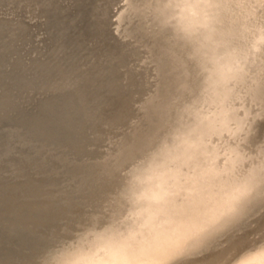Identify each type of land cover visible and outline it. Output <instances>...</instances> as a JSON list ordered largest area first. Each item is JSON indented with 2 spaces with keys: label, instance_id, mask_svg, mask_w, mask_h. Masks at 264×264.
<instances>
[{
  "label": "bare ground",
  "instance_id": "obj_1",
  "mask_svg": "<svg viewBox=\"0 0 264 264\" xmlns=\"http://www.w3.org/2000/svg\"><path fill=\"white\" fill-rule=\"evenodd\" d=\"M37 1L62 49L101 41L85 60L40 58L27 73L18 58L0 77V125H10L0 133V173L46 169L50 156L58 163L48 175L66 170L49 185L90 208L46 240L35 264H264V0H127L117 22L158 28L161 40L143 36L157 50L153 70H173V83L147 96L149 56L136 58L143 40L111 29L113 0H86L70 15L53 10L61 0ZM8 26L0 22V40ZM15 40L23 38L0 47V73ZM41 92L51 94L35 112L13 116ZM16 145L24 158L6 159ZM34 183L0 178V246L30 244L59 213L36 200Z\"/></svg>",
  "mask_w": 264,
  "mask_h": 264
},
{
  "label": "rangeland",
  "instance_id": "obj_2",
  "mask_svg": "<svg viewBox=\"0 0 264 264\" xmlns=\"http://www.w3.org/2000/svg\"><path fill=\"white\" fill-rule=\"evenodd\" d=\"M86 3V0H61L57 6L53 7V10L57 13H61L63 15L75 14L77 12L78 5H83ZM128 1L127 0H113L112 5L110 7L111 16L110 19L113 21L111 29L121 37L124 41H136L143 40L141 44L140 51L136 54V58L145 59L146 56H149L148 60L150 63V68L147 69L148 74H155V79H150V83L146 86L145 91L142 94L146 96L156 92L155 90L158 87H164L167 83L172 82L171 65L169 64V70L163 71L161 68H154V64L157 63V50L154 47L153 40H161L162 37L159 34L158 28H150L151 24L144 22L140 26H136L134 24V29L128 27L127 23H119L118 15L122 10L126 9ZM263 7H260L257 11H259V15H264V3H261ZM42 5L37 0H7L2 5H0V22H7L9 24L8 27L3 28V39L0 40V47L4 43H9L11 39L15 36H19L23 38V41L13 43V47L7 50L5 54V72L0 73V77L5 75L11 69L13 63L18 59H22V61L26 64L27 73H33L31 70V62L33 60H38L40 58H48L52 59H65L73 56H77L78 58L85 60L89 55L90 49L97 46L98 42L101 41L99 37L93 36L88 39L86 49L80 48L74 45H67L63 49L61 48L62 40L60 38H52L50 37V30L47 26L46 15L42 11ZM105 18V15L103 16ZM262 20V19H261ZM14 24H13V23ZM12 23V24H11ZM11 24V25H10ZM19 25L23 30L19 28ZM153 31V33H151ZM156 32V33H154ZM152 35V39L145 41L144 35ZM155 38V39H154ZM152 40V41H151ZM99 45V44H98ZM101 57H103L101 55ZM103 59V58H101ZM259 68L264 69V47L262 49L260 63L257 64ZM149 77V76H148ZM175 93H178L179 90H174ZM51 92H41L40 94H34L32 100L28 102H24L22 105L18 106L12 113L13 116L18 115V111L21 110L25 112L27 115H31L33 112L37 110L39 101L45 99ZM157 99H160L157 97ZM138 98L131 99L132 104H137ZM124 114L121 115V118ZM10 126V125H9ZM7 123H2L0 125V133H4L8 127ZM107 128L111 134H114L119 124L112 123L110 121H103L102 125ZM89 138H93V134L88 132ZM260 136H257V140ZM260 140V139H259ZM258 140V141H259ZM15 142V141H14ZM13 142V143H14ZM107 142H110L109 140ZM25 151H27L26 147H20L19 145L15 146L14 152L11 154L10 158L6 159H22L24 158ZM49 160L48 167L43 170H37L33 168V166H29L26 175L15 171L14 168H8V171H4L0 173V178L5 186L12 185H28L32 182V184H36L35 182L42 183V188H28L30 191H34L37 194L36 200L38 201H54L56 205L59 206V213L55 216V218L45 221L36 231V234L32 236L29 243H21L10 242L7 246H0V264H35L39 262V252L40 247L46 243V240H51V235L57 236L65 231L66 228L74 227L78 220L84 218L90 208L88 207V200H86V204L82 203L76 199H64L61 200V194L58 192L61 186L49 185L53 182L55 184L57 181L64 180V172L65 168H59L58 174L48 175L46 170L49 167L55 166V163L58 161L55 158L47 157ZM61 183V182H60ZM65 182L63 185H67ZM67 189H71L67 187ZM25 193L19 195V201L27 200L24 197ZM48 195L54 196L53 200L48 199ZM35 200V199H34ZM6 225V224H3ZM0 225V229L3 227ZM42 239H45L42 240ZM2 243H6V236H2Z\"/></svg>",
  "mask_w": 264,
  "mask_h": 264
}]
</instances>
